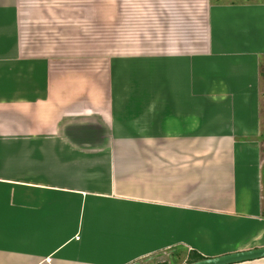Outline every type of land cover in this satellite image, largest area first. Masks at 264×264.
Returning <instances> with one entry per match:
<instances>
[{
  "label": "crops",
  "instance_id": "1",
  "mask_svg": "<svg viewBox=\"0 0 264 264\" xmlns=\"http://www.w3.org/2000/svg\"><path fill=\"white\" fill-rule=\"evenodd\" d=\"M263 121L260 0H0V264L263 248Z\"/></svg>",
  "mask_w": 264,
  "mask_h": 264
},
{
  "label": "water",
  "instance_id": "2",
  "mask_svg": "<svg viewBox=\"0 0 264 264\" xmlns=\"http://www.w3.org/2000/svg\"><path fill=\"white\" fill-rule=\"evenodd\" d=\"M261 259H264V247L216 258H206L191 264H242Z\"/></svg>",
  "mask_w": 264,
  "mask_h": 264
},
{
  "label": "rangeland",
  "instance_id": "3",
  "mask_svg": "<svg viewBox=\"0 0 264 264\" xmlns=\"http://www.w3.org/2000/svg\"><path fill=\"white\" fill-rule=\"evenodd\" d=\"M244 1V0H242ZM253 1V0H251ZM254 1H257V0H254ZM261 3H264V0H260ZM263 128H262V134H261V159L263 161V164H264V121H263V124H262ZM165 262H160L159 264L161 263H164V264H186L188 262V260L190 259L187 255H178V256H168L167 258H165ZM148 264H157V262H149Z\"/></svg>",
  "mask_w": 264,
  "mask_h": 264
},
{
  "label": "trees",
  "instance_id": "4",
  "mask_svg": "<svg viewBox=\"0 0 264 264\" xmlns=\"http://www.w3.org/2000/svg\"><path fill=\"white\" fill-rule=\"evenodd\" d=\"M189 258L190 259L188 260L187 264H191V263H194V262H197V261L204 259L203 257H201L200 255H198L196 253L191 254V256Z\"/></svg>",
  "mask_w": 264,
  "mask_h": 264
}]
</instances>
